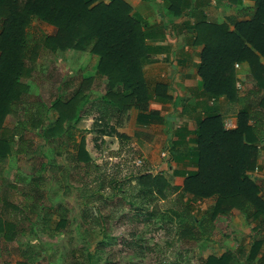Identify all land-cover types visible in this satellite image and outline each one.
I'll use <instances>...</instances> for the list:
<instances>
[{
  "label": "rangeland",
  "instance_id": "374dc122",
  "mask_svg": "<svg viewBox=\"0 0 264 264\" xmlns=\"http://www.w3.org/2000/svg\"><path fill=\"white\" fill-rule=\"evenodd\" d=\"M29 32L37 55L24 61L17 112L6 117L4 128L18 130L15 140L24 139L30 151L0 162V220L15 226L13 240L0 234V264H206L209 256L229 251L245 249L248 255L254 231L239 211L218 216L209 233L202 231L214 199L193 203L186 217L176 200L175 188L182 185H173L169 172L161 170L168 166L159 168L160 161L169 163V150L159 163L148 162L130 143L117 140L115 120L101 118L95 108L75 123L98 165L90 176L73 167L67 145L59 149L61 137L54 144L43 140V128L58 117L56 99L67 102L84 88L78 101L88 108L105 93L107 79L96 76L95 84H85L94 65L89 54L44 47L54 26L35 18ZM36 111L43 126H31ZM140 172L161 175L174 190L167 198L140 192L135 178ZM59 206L66 210V224L56 230ZM245 260L242 264H264V246L253 261Z\"/></svg>",
  "mask_w": 264,
  "mask_h": 264
},
{
  "label": "trees",
  "instance_id": "16d2710c",
  "mask_svg": "<svg viewBox=\"0 0 264 264\" xmlns=\"http://www.w3.org/2000/svg\"><path fill=\"white\" fill-rule=\"evenodd\" d=\"M165 1L169 2L168 10L176 13L173 6L179 1ZM35 18L56 28L53 35L42 40L44 47L52 52L73 50L98 56L97 75L107 79L105 93L88 108L83 109L84 104L78 101L84 88H79L67 102L56 99L52 107L58 117L42 130L47 143H58L57 138H62L59 149L67 145V158L88 177L91 171L98 170V165L85 149L83 134L75 123L82 114L90 115L93 108L103 119L120 121L132 107L139 111L137 124L148 123L151 115L143 111L148 107L150 93L142 67L154 48L147 43L145 24L131 14L123 0H0V162L11 154L30 151L24 139L15 140L18 130L4 128V122L17 112L24 61L37 55V41L29 32ZM197 24L196 41L204 45L198 65L204 95L211 99L224 97L240 109L235 129H224L217 111H210L198 121L193 140L195 170L187 173L181 187L175 188L176 200L181 212L191 218L193 203L214 199V205L206 211L205 233H209L218 216L239 211L254 231L248 255H244L245 249L229 251L220 257L209 256L206 264H242L245 259L250 263L264 246V186L248 175L256 168L259 133L264 124V0H257L250 18L236 23L233 31L206 21ZM236 63H247L255 82V89L245 95H239L235 87ZM90 80L84 83L88 85ZM30 120L32 127L44 124L40 111ZM116 134L120 141L126 138ZM135 178L140 192L151 196L155 192L167 198L174 190L161 175L140 172ZM58 208L56 230L66 224V210ZM14 228L0 220V234L5 240L14 239Z\"/></svg>",
  "mask_w": 264,
  "mask_h": 264
},
{
  "label": "crops",
  "instance_id": "0c3cea01",
  "mask_svg": "<svg viewBox=\"0 0 264 264\" xmlns=\"http://www.w3.org/2000/svg\"><path fill=\"white\" fill-rule=\"evenodd\" d=\"M123 1L130 6L131 14L145 24L147 43L154 48L142 67L150 93L148 107L143 113L151 115V118H147L148 123L138 125L139 111L132 107L122 120L115 121L114 130L126 137L124 140L150 163H159L162 151L169 150V163L162 160L159 168L168 166L161 170L169 172L173 185L180 186L187 173L195 170L193 140L198 121L210 111H217L222 117L224 129H235L240 109L239 105L229 104L224 97L211 99L204 95L203 81L198 75L204 45L196 41L195 26L200 21H206L225 25L233 31L236 23L250 18L257 0H174L184 3V6L179 2L173 6L174 14L168 10L169 2L165 0ZM86 59L93 60L94 65L90 66L85 78L95 84L99 58L89 54ZM236 64L235 87L239 95H245L255 89V82L247 63ZM259 139L258 173L254 170L248 175L264 186V124Z\"/></svg>",
  "mask_w": 264,
  "mask_h": 264
},
{
  "label": "built area",
  "instance_id": "2783aa9c",
  "mask_svg": "<svg viewBox=\"0 0 264 264\" xmlns=\"http://www.w3.org/2000/svg\"><path fill=\"white\" fill-rule=\"evenodd\" d=\"M235 66H237V64H235ZM236 85H237V87H240L239 83H237ZM162 156H165V152L162 153ZM254 170H255V172L258 173V168L257 167Z\"/></svg>",
  "mask_w": 264,
  "mask_h": 264
}]
</instances>
